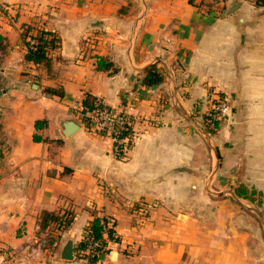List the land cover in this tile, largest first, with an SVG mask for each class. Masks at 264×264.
I'll use <instances>...</instances> for the list:
<instances>
[{
	"label": "crops",
	"instance_id": "0c3cea01",
	"mask_svg": "<svg viewBox=\"0 0 264 264\" xmlns=\"http://www.w3.org/2000/svg\"><path fill=\"white\" fill-rule=\"evenodd\" d=\"M232 1L0 0L1 264H86L60 252L96 217L120 238L100 264H264V6L224 16ZM38 29L57 39L48 65L24 58ZM151 64L164 78L147 86ZM216 92L230 112L211 130ZM86 96L131 114L123 158L78 119ZM65 120L79 126L68 137ZM43 212L56 218L41 227Z\"/></svg>",
	"mask_w": 264,
	"mask_h": 264
},
{
	"label": "trees",
	"instance_id": "16d2710c",
	"mask_svg": "<svg viewBox=\"0 0 264 264\" xmlns=\"http://www.w3.org/2000/svg\"><path fill=\"white\" fill-rule=\"evenodd\" d=\"M192 2L199 11L205 13L211 11L214 5L219 3L221 0H189ZM255 5L264 6V0H251ZM28 37V36H27ZM26 37V38H27ZM29 39L33 40V44L26 50V53L24 55V58L26 61H31L33 63H43L48 65L49 60L47 56L48 49L50 48H56L57 47V39L54 36V34L44 31L42 29H38L34 34L30 36ZM28 39V40H29ZM28 40L25 39V44L28 45ZM1 43V38H0ZM111 62L107 61L103 57H97L96 67L98 70H109L111 67ZM144 71V77H143V83L147 86L155 85L161 82L164 78V72L161 68H159L156 64H151L143 69ZM45 91L49 94H57L58 96L63 95L62 90H56L52 88H45ZM96 97L93 96H86L82 103L84 105H90L92 103V100H94ZM46 124V120L44 119H37L34 122L35 129H40L44 127ZM218 122L214 120L213 126H217ZM42 138L35 132L33 134V140L34 141H40ZM132 147V146H130ZM116 157L123 158L124 156L116 154ZM234 193L242 198L249 199L251 201L255 200L252 193L256 192L254 187H247L246 185L240 183L236 185L234 188ZM55 216L53 214H50L48 212L42 213V218L40 225L41 227H44L45 224L50 220H55ZM69 222V219H64V224L66 225ZM86 238H92V239H102V243L105 247V251H108L106 248V245L108 241H119L120 238L118 235H116V232L113 228V224L108 225L107 220L105 218H94L90 221L88 226L85 229L84 236L81 240L77 242V244L74 247V251L77 254V251L80 249H83L85 247V241ZM97 252H92L88 255H86V260L88 264H95L97 261Z\"/></svg>",
	"mask_w": 264,
	"mask_h": 264
},
{
	"label": "built area",
	"instance_id": "2783aa9c",
	"mask_svg": "<svg viewBox=\"0 0 264 264\" xmlns=\"http://www.w3.org/2000/svg\"><path fill=\"white\" fill-rule=\"evenodd\" d=\"M32 44L33 40L29 39L26 50ZM211 100L212 111L216 118L218 120L225 119L230 112L229 97L216 92L212 95ZM76 111L78 119L86 125L88 130L100 136L108 137L111 151L115 156L116 154L125 156L127 151L132 148L130 146H133L137 136L132 130L131 114L127 111L113 109L97 97L92 100L90 105L79 104ZM110 242L108 241L107 245ZM104 249L101 238H86L85 247L79 251L83 253L84 257L92 252H97L98 256L106 253ZM95 264L100 263L96 261Z\"/></svg>",
	"mask_w": 264,
	"mask_h": 264
},
{
	"label": "water",
	"instance_id": "95a60500",
	"mask_svg": "<svg viewBox=\"0 0 264 264\" xmlns=\"http://www.w3.org/2000/svg\"><path fill=\"white\" fill-rule=\"evenodd\" d=\"M239 2L236 0H233L226 8L224 12V16L230 15L232 12H234L238 6ZM36 86V85H34ZM1 95V92H0ZM63 135L65 137H68L70 134H72L79 126L78 124L73 120H65L63 122ZM60 259L62 260H73L74 259V244L72 239H68L66 243L63 245V248L60 252Z\"/></svg>",
	"mask_w": 264,
	"mask_h": 264
},
{
	"label": "rangeland",
	"instance_id": "374dc122",
	"mask_svg": "<svg viewBox=\"0 0 264 264\" xmlns=\"http://www.w3.org/2000/svg\"><path fill=\"white\" fill-rule=\"evenodd\" d=\"M190 2V1H189ZM192 5H194L192 2H190ZM195 6V5H194ZM1 63V62H0ZM219 94H223V93H219ZM226 95V94H225ZM205 114H206V118L205 117H203L202 119H203V121H204V124L209 128V129H211V130H214L216 127L215 126H213V122H214V120H216L217 122H221V120H223V119H221V120H218L217 118H216V116L214 115V113H213V111H212V100H210V105H209V108L206 110V112H205ZM243 184V183H242ZM245 185V184H244ZM248 187V186H247ZM249 188V187H248ZM233 190V189H232ZM256 190V192H254V194L252 193L251 195H253V197L255 198V199H257V200H260L261 201V198H263V193H262V191L261 190H258V189H255ZM234 191V190H233ZM82 239V238H81ZM80 239V240H81ZM104 251H105V249H104ZM105 252H107V251H105ZM77 257H80V258H82L83 260H84V262H86L87 263V260H86V257H84V255H83V253H81L79 250L77 251Z\"/></svg>",
	"mask_w": 264,
	"mask_h": 264
}]
</instances>
